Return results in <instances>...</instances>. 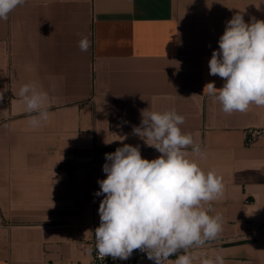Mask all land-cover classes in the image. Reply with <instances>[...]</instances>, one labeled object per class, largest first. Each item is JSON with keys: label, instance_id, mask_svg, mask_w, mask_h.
<instances>
[{"label": "crops", "instance_id": "crops-1", "mask_svg": "<svg viewBox=\"0 0 264 264\" xmlns=\"http://www.w3.org/2000/svg\"><path fill=\"white\" fill-rule=\"evenodd\" d=\"M237 13L264 20V0H26L0 20V264H91L105 154L130 144L157 158L133 127L143 109L173 108L204 153L187 158L224 185L209 202L222 232L189 250L194 264H264V138L246 144L264 107L229 115L204 93L223 86L208 62ZM30 82L48 94L38 128L16 95Z\"/></svg>", "mask_w": 264, "mask_h": 264}, {"label": "clouds", "instance_id": "clouds-1", "mask_svg": "<svg viewBox=\"0 0 264 264\" xmlns=\"http://www.w3.org/2000/svg\"><path fill=\"white\" fill-rule=\"evenodd\" d=\"M26 0H0V20L6 21ZM208 62L209 74L224 80L221 88L214 82L205 85L207 95L218 101L225 114L246 112L250 104L264 107V20L245 22L235 14L226 22ZM92 46L89 36L78 40L80 51ZM6 91V90H5ZM16 95L25 105L33 128L48 121V94L35 83L20 86ZM4 92L0 91V101ZM140 126L133 134L155 148L160 155L152 160L142 157L139 146L123 144L105 154L102 167L106 178L98 180L103 195L99 204L100 224L95 229V249L99 259L127 260L134 250L147 254L154 264H194L189 251L205 246L222 232V218L213 211L211 201L223 195L222 177L205 172L185 151L204 155L194 144L192 134L184 133L185 117L175 108L164 112L141 110ZM126 139V137H123ZM121 139V141H123ZM208 204L207 210L203 204ZM175 256V260L170 257ZM202 264H225L224 258L204 259Z\"/></svg>", "mask_w": 264, "mask_h": 264}, {"label": "built area", "instance_id": "built-area-1", "mask_svg": "<svg viewBox=\"0 0 264 264\" xmlns=\"http://www.w3.org/2000/svg\"><path fill=\"white\" fill-rule=\"evenodd\" d=\"M261 138H264V127H252L246 130V144L253 145ZM100 220L94 223V233L95 229L99 226ZM95 234L91 240L92 245V257L91 264H134L141 257L147 256L146 253L139 250H135L131 257L127 260L115 259L113 260L110 256L105 257L104 260L99 259L98 252L95 249Z\"/></svg>", "mask_w": 264, "mask_h": 264}]
</instances>
